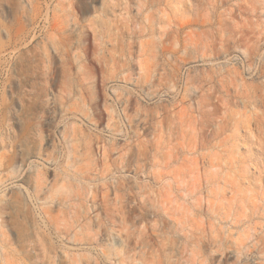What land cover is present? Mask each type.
Returning a JSON list of instances; mask_svg holds the SVG:
<instances>
[{
  "label": "rangeland",
  "instance_id": "obj_1",
  "mask_svg": "<svg viewBox=\"0 0 264 264\" xmlns=\"http://www.w3.org/2000/svg\"><path fill=\"white\" fill-rule=\"evenodd\" d=\"M0 264H264V0H0Z\"/></svg>",
  "mask_w": 264,
  "mask_h": 264
}]
</instances>
